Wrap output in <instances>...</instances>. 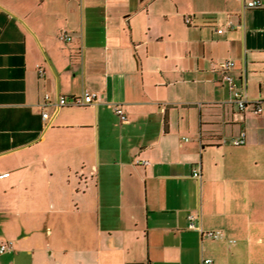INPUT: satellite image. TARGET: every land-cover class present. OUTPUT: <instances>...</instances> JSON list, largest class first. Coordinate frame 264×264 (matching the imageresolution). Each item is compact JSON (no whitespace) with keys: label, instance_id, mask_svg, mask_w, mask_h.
I'll use <instances>...</instances> for the list:
<instances>
[{"label":"crops","instance_id":"1","mask_svg":"<svg viewBox=\"0 0 264 264\" xmlns=\"http://www.w3.org/2000/svg\"><path fill=\"white\" fill-rule=\"evenodd\" d=\"M247 1L0 0V264H264V0ZM225 59L261 112L231 101Z\"/></svg>","mask_w":264,"mask_h":264},{"label":"built area","instance_id":"2","mask_svg":"<svg viewBox=\"0 0 264 264\" xmlns=\"http://www.w3.org/2000/svg\"><path fill=\"white\" fill-rule=\"evenodd\" d=\"M246 6L248 8H259L263 6L262 0H249L246 3ZM188 22L191 21L190 18L187 19ZM229 26H233V23L231 21L228 22ZM218 32H223L224 28L220 27L217 29ZM60 38L63 40L71 41L73 36L70 35L67 31H63L60 34ZM219 67L225 71V80L228 83V86L232 92V97L231 101L235 103L240 110H245L248 108L249 105L254 106V111L259 113L262 111V106L260 104L259 100H253L251 99L247 92L246 89L242 86L240 81L230 73V71L234 68L235 66V61L233 59H225L222 60L218 63ZM39 73L40 75L44 74V69L42 67L39 68ZM97 98L96 93H92L87 91L83 97H71L69 98L68 96H59L57 100L55 101V104L57 105L58 108L69 105V104H76V105H87L93 103ZM49 103H52L51 95L49 93H46L44 95V99L42 101V105H47ZM115 111L116 113L120 116V118L123 121L127 120V115L124 111V109L119 105H115ZM49 113L45 111L43 113L44 117H47ZM247 139V133L246 131H242L238 137H234L231 140V143L233 145H242L246 143ZM9 173H3L0 174L1 177L8 175ZM201 175V172L196 169L194 170V176L199 177ZM188 219H189V228L194 229L198 231L202 236H207L213 239H218L223 236V232L221 230H205L202 228L201 225L198 224V216L197 214L191 212L188 214ZM13 248V242L12 241H7L4 243L0 244V253H5L10 251ZM204 264H212L213 260L211 258H207L204 261Z\"/></svg>","mask_w":264,"mask_h":264}]
</instances>
